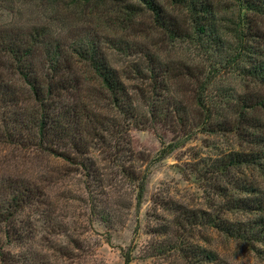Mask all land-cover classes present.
<instances>
[{"label": "trees", "instance_id": "trees-1", "mask_svg": "<svg viewBox=\"0 0 264 264\" xmlns=\"http://www.w3.org/2000/svg\"><path fill=\"white\" fill-rule=\"evenodd\" d=\"M27 1L51 4L60 16L69 12V21L86 16L83 7L92 1L109 3L119 36L77 38L75 27L74 36L61 38L49 27L23 30L12 22L3 28L0 100L14 107L0 111V142L76 162L96 211L99 195L120 200L124 181L135 185L136 206L142 202L148 171L136 164L130 127L167 124L187 139L197 132L236 135L246 149L203 170L213 178L212 211L185 206L180 221L208 222L241 245L264 247V0ZM229 70L245 79L243 90L214 87ZM178 143L163 146L160 157ZM22 182L12 174L0 182V264L23 261L18 252L10 258L8 248L24 242L30 225L20 213L35 192ZM221 256L197 244L183 255L189 264L195 257L231 264Z\"/></svg>", "mask_w": 264, "mask_h": 264}, {"label": "rangeland", "instance_id": "rangeland-1", "mask_svg": "<svg viewBox=\"0 0 264 264\" xmlns=\"http://www.w3.org/2000/svg\"><path fill=\"white\" fill-rule=\"evenodd\" d=\"M47 4L0 0V46L3 28L10 22L23 30L34 25L49 27L61 38L74 34L77 38L119 36L117 25L109 18V3L95 6L92 1L83 7L84 17L69 21V12L61 15L64 23L59 22L58 10ZM75 27H79L76 33ZM173 54L182 57L179 51ZM183 56L197 57L190 51H184ZM3 57L0 50V58ZM219 81L215 88L220 84L238 91L246 82L231 70L221 72ZM23 94L22 91L20 98ZM4 104L0 100L1 112L12 111L11 103ZM178 134L167 124L156 128L130 127L136 164L148 171L142 202L136 206L135 185L124 181L120 200L99 195L96 211L91 209L87 195L88 178L76 162L68 164L47 153L31 151L25 147L27 144L10 146L0 142V182L11 174L20 175L22 184H29L35 192L34 199L20 213V218L30 221L24 227L27 238L22 244L8 246L10 258L19 253L23 259L20 264H125L127 257L131 259L129 264H189L183 255L187 245L197 244L206 250H218L231 264H264L263 246L241 245L208 222L190 226L180 221V209L183 212L185 206L189 210L212 211L213 178L203 171L207 163L246 147L232 134L227 137L197 132L189 139ZM177 142L179 145L171 153L160 157L163 146ZM192 260V264H201L200 257Z\"/></svg>", "mask_w": 264, "mask_h": 264}]
</instances>
